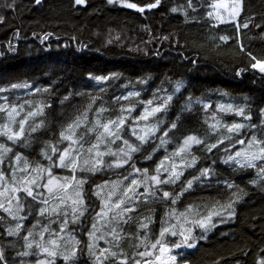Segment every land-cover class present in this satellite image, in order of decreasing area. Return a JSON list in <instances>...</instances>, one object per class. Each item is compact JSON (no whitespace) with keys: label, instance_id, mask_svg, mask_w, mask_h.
<instances>
[{"label":"trees","instance_id":"1","mask_svg":"<svg viewBox=\"0 0 264 264\" xmlns=\"http://www.w3.org/2000/svg\"><path fill=\"white\" fill-rule=\"evenodd\" d=\"M220 1L160 0L157 7H145L144 12H138L123 7L119 0L113 4L107 0H84L79 5L75 0H40L39 4L35 0H0L3 18L0 21V104L6 99L9 107L15 105L19 121L36 104L45 105L42 113L25 120L28 126L25 124L22 135L15 138L13 151L7 153L0 149L6 178L10 177L17 155L24 165H48L42 150L55 158L51 148L55 147L59 132L77 117L80 125L75 129L84 146L81 154L87 152L96 143L95 120L100 119L101 123L114 120L122 109L131 105L133 110L119 130L123 139L138 143L131 135L133 127L139 130L155 123L158 128L156 135L132 154L129 164L136 168L147 167L152 174L161 161L170 166L179 164L182 157L188 159L184 153L173 155L188 135H196L204 143L191 148V154L198 157L194 167L184 168L175 183L160 186L170 191L169 199L145 200L140 196L122 204L121 208L127 205L132 210L122 213L121 222L113 226L119 239L107 246L118 257L121 249L132 254L137 242L148 234L140 227L141 223L149 224L147 239L151 242L159 234L162 222L169 220L166 214L173 209L180 214L189 205L203 208L231 203L234 214L227 217V224L210 228L204 241L179 257V263L187 260L188 264H264V173L260 171L264 168V159L253 161L255 167L251 168L225 162L229 154L247 150L252 135L264 141V74L249 66L254 62L252 56L264 60V0H241L238 17L229 22L218 21L214 15V6ZM129 2L146 6L155 0ZM245 23L247 28L243 27ZM46 34L50 35L43 39ZM221 36H227L228 40H221ZM241 69L244 71L237 76L236 72ZM177 82L181 83L179 91H176ZM12 84L28 87L14 89ZM129 92H139V96L117 99ZM167 95L172 100L164 110L146 121L133 120L145 107L162 103ZM148 100L152 105L142 103ZM228 104L233 109L243 107V114L220 107ZM173 122L176 127L170 128ZM233 123L245 127L228 133L226 126ZM5 124L12 131L19 130V124L11 126L6 113L0 112V130ZM211 125H215V131ZM164 130L168 132L163 137L166 143H161L159 137ZM221 136H231V140L223 139L207 152L205 145ZM237 139L245 143H236ZM0 144L8 149L6 135L0 134ZM120 146L122 140H116L114 148ZM153 146L156 150L151 152ZM258 147L264 144L253 145ZM146 152H151V159H144ZM107 156L102 157L105 163L115 159ZM129 164L103 167L102 171L86 175L84 215L77 224L69 219L63 229L73 232L77 236L75 241H79L76 264H95L87 248V233L98 220L97 213L104 209L110 190L116 187L111 195L115 201L133 176H138ZM201 167L210 169L209 177L195 180L190 188H185L186 181L199 175ZM137 191L142 192V187ZM171 198L175 204L170 202ZM37 213L36 204L30 220L24 224L19 221L22 228L26 227L24 232L10 237L7 229L15 227L18 219L0 208V251L7 264H28L25 256L18 255L25 250L22 237L29 229L27 225L35 232L51 227L56 234L63 232L60 226L64 221L57 224L52 218ZM112 239L109 236L107 240ZM31 257L35 260L36 255ZM58 264L64 262L59 260Z\"/></svg>","mask_w":264,"mask_h":264},{"label":"snow or ice","instance_id":"2","mask_svg":"<svg viewBox=\"0 0 264 264\" xmlns=\"http://www.w3.org/2000/svg\"><path fill=\"white\" fill-rule=\"evenodd\" d=\"M114 2H116V0H107L108 4H113ZM119 2L125 8L135 9L138 12H144L145 7L148 9L157 7L160 0H155L154 3H148L146 6H138L134 2H129V0H119ZM35 3L39 4L40 0H35ZM75 3L79 5L84 3V0H75ZM216 7H225V5L217 4ZM172 11H176V9H172ZM239 12L240 4L239 2H237L233 5L230 12L228 13V18L234 20L235 17L238 16ZM209 15H211V13H209ZM2 19L3 18L0 17V21H2ZM216 19L223 22L224 18L217 16ZM243 27L247 28L248 24L245 23ZM48 35L50 34H46L43 39H47ZM165 39H167V37H165ZM220 39L223 41H227L228 37L221 36ZM249 55L251 54L249 53ZM251 60L254 62H251L249 66L252 69H258L260 73H264V60H258L254 56L251 57ZM242 71L244 70L241 69L237 71L236 75L240 76ZM96 79L101 78L96 77ZM11 87L15 89L28 87V85L12 84ZM180 87L181 83L177 82L176 91H179ZM128 96H139V92H129L127 96L118 97L117 99H127ZM171 100L172 96L167 95L163 99L162 103L152 106L151 108L145 107L144 110L138 114V116L133 118V120H148L149 116H152L157 112L164 110L167 103ZM142 103H145L146 105H152L151 100ZM43 107H45V105L36 104L35 107L27 113L24 119H21L19 121L18 131H12L9 125L5 124L3 126V129L0 130V134L6 135L8 140H13L14 138L20 137L24 130L25 120L28 117H32L39 113H42ZM205 107H207V105H205ZM220 107L225 111L234 110L237 115H241L244 112L243 107L233 109L232 104ZM132 110V106L129 105L127 109H122L121 115L114 120L109 119L103 123H101L100 119L95 120L94 125L98 129L96 143L92 144L87 149L88 155L83 159L82 162L80 161L79 157L84 146L81 143L77 147L78 140L74 139L75 128L79 127L80 125V117H77V119L73 123H69L67 125L66 129L59 132L60 139L57 141V144L63 141H67L68 144L62 150L58 149L57 147L51 148L52 153L55 154V159L52 156L47 155L44 150H42V155H44L45 159H47L52 166L67 169L73 174L78 167L81 171L95 173L97 171H102L103 167H121L125 164H129V162L132 160V154L139 151L140 145L147 143L148 140L154 137L156 135V132L158 131L157 124L155 123L151 124L150 126L141 127L139 128V130L133 127L131 129V135L135 137V141H137L138 143L130 142L129 139H123L120 135L119 130L125 124L127 114H130ZM97 111H103V109H98ZM0 112H5L9 121H13L15 116L19 115V113L17 112V107L15 105L9 107L6 99L4 104H0ZM244 118L249 119L250 117L245 116ZM36 127H38V125L33 127L31 130L35 131ZM169 127L175 128L176 124L173 122ZM243 127H245V125L240 123H233L226 126L228 133L238 132ZM210 128L212 131H215V125H211ZM89 131H92V129H89ZM167 134V130H164L162 132L161 137H159V139H161V143H166L163 137L167 136ZM80 139L82 140V137ZM223 139L231 140V136L219 137L215 142L205 145V150L207 152H211L213 148L217 147V144L223 142ZM116 140H122V146H120L115 152H113L110 147H107V145L110 143H114ZM102 143L106 145V152L99 149V145ZM203 143V140L198 138L196 135L186 136L183 139L182 144L177 148L176 152L173 155L184 153L185 156L189 158L184 159L182 157L179 164L172 163L170 166H165L164 162L161 161L155 166L152 174H149V169L147 167L141 169L136 168L134 164H129L132 172L134 174H138V176L134 175L129 183L123 187L120 196L117 197L115 201H112V203L109 205L108 211H113L114 213L111 217V220L117 221L118 218L122 216V213L132 210L127 205H125L124 208L120 207L121 204H125L126 200L131 202L138 199L140 196H144L145 200L155 197H159L160 199H169L170 191L164 190L160 186L175 183V181L178 180L181 175H183L184 168L194 167L197 164L198 157L191 154V148L193 145H200ZM236 143L244 144L245 141L243 139H237ZM261 144H264V141L257 140L256 136L252 135L248 140V149L237 151L234 155L229 154L225 162L231 161L239 167H255L253 161L264 159V147L253 148V145ZM0 149H2L3 152H7L9 150L2 144H0ZM155 150V146H153L151 152H154ZM151 152H146L144 155V159H151ZM105 154L112 155L115 157V159L105 163L102 159ZM0 158H2V153H0ZM19 158V155H17L16 159L18 160ZM165 159H168V157H165ZM260 171L264 173V168H261ZM32 173L34 174H25L19 178H16L15 176L13 177L14 184L18 186H14L11 189L13 196L9 198V207L4 208V204L0 203V208H4V210L8 212L9 215H13V217L15 218V213L11 210V201L12 199H16V211H22L23 206L19 203V198L15 196V193L22 192L26 199L31 198V201H29V203H31L32 201L37 202L38 215H44L49 211L56 212L59 204H64L69 199H71V203L73 205L71 208L72 222L75 223L78 217H82L84 215L85 209L82 207L84 204V200L82 196V189L80 187L85 182L84 178L76 181L72 193V196H74L75 198H72V196H70L65 190L68 189L71 185V182L75 180L74 175L72 177H65L63 179V182L58 183L57 178L52 175L50 168L43 169L40 165H36L32 169ZM198 173L199 175H193L191 180L186 181V184L184 185L185 188H190L193 184V181L195 180H201L202 178L207 179L210 175V169L208 167H201L198 169ZM2 178L3 174L0 173V179ZM125 179H127V177H125ZM253 183H255V181H253ZM141 187L143 191L138 192L137 189ZM228 187L231 188L232 185L229 184ZM115 190L116 187L114 186L113 189H111L109 192V198L115 192ZM45 192L48 194H52L54 197H58V204L56 205V207L49 209V201L45 198ZM129 193H131V195H129ZM180 194L181 193H176L177 196ZM0 195H3V193L0 192ZM233 195L236 194L234 193ZM237 199H239L238 196ZM170 202L172 204H175V199L171 198ZM231 208V203L219 207H217L216 205H211L204 206L203 208H201V206L193 207L192 205H189L183 213L177 214L174 209L172 212L167 213L166 215H168L169 220L162 222L158 237L151 244V248L157 249L160 253V255L156 257V259L160 260V264H178L179 252H177L176 254H172V249L179 250L182 247H187L188 249L194 248L196 245L192 238L193 228L198 227L204 232H207L210 228L215 227V221L213 220V217H221L222 222V213L226 216H232L234 214ZM115 209H120V211L115 212ZM63 215L65 217V220L60 226L61 231H63L64 225L68 222L67 208L63 210ZM97 217H107V211L102 208L101 212L97 213ZM23 219V216L19 217L17 223L15 224V227H10L7 229V236L12 237L20 233L22 224L19 221ZM98 222V220L94 222L92 224V231H89L87 233L89 237L87 248L90 254L94 256L95 264H105L108 256L115 257L117 253L109 252V250L106 248L97 249L95 247L96 241L105 239L106 236H111L113 238L111 241L105 240V243L110 244L118 240L119 236L115 227H112L106 231H101L97 228ZM140 227L146 228L147 223H141ZM46 230L47 229L45 228L36 232L35 236H38L39 239H36L34 237L33 231H27V234L22 237L24 241L23 248L25 250L19 252L18 255L22 257L28 256L30 255V253L29 251H27V249L34 248L36 251L32 254L36 255L37 257H40L41 255L43 256V258H37L34 264H54L53 259L50 258H55L57 255L62 258L64 264H76V245L79 244V241H75L73 238L69 237V242L65 246L57 245L56 241L52 239H49L47 242H45L43 237L44 231ZM97 232H99L100 234L96 235ZM168 236H179L181 237V239L177 242L169 243L166 239V237ZM29 237H33V239L30 240ZM150 254L151 253L147 249L144 252L139 253L140 256ZM161 257H163V259H161ZM0 264H7V262L4 260L2 251H0ZM21 264H23V262H21ZM112 264H115V261H112ZM120 264H124V261H121ZM137 264H139V262H137ZM183 264H188V261L184 260Z\"/></svg>","mask_w":264,"mask_h":264},{"label":"rangeland","instance_id":"3","mask_svg":"<svg viewBox=\"0 0 264 264\" xmlns=\"http://www.w3.org/2000/svg\"><path fill=\"white\" fill-rule=\"evenodd\" d=\"M237 2H239L240 8H241V0H221L220 2H217L215 4V6H214V15H215V17L219 16V17L224 18L223 19V22L234 21L238 16H236L234 20L233 19H229L228 18V13L230 12V10L233 7V5L235 3H237ZM119 4L121 5V3H119ZM217 4H223V5H225V7L217 8L216 7ZM218 21H221V20H218ZM255 70L258 71V69H255ZM261 74H264V73H261ZM18 122H19V118H17V116L14 118L13 121H10L11 126H16L17 124H19ZM25 124L27 125L28 123H25ZM77 135H78L77 134V130L75 129L74 139H77L78 140V144H77V147H78L79 144H80V141H79ZM59 139L60 138H58V140ZM15 141H16L15 138L13 140H9L10 145L8 147L9 150L7 151V153L13 151L12 149H14V146L12 147V145L15 144ZM67 144H68L67 141H63V142H61L59 144H57V142H56L55 147H57L58 149L62 150L65 146H67ZM107 147H110L113 152H115L117 150L116 148H114V143L108 144ZM99 149L101 151H105V152L107 150L106 149V145L103 144V143L99 145ZM82 154H81L82 157H79V159H80L81 162L88 155V152H85V153H82ZM105 155L112 156V155H109V154H105ZM112 157H114V156H112ZM1 159L2 158H0V160ZM35 166L36 165H30V164L24 165L19 160H15L14 159L13 164L11 165V169H10V177L9 178H6V175L4 174V172H2L3 171V169H2V162L0 161V173L3 174V178L0 179V192L3 193V195H0V201H2V203L4 204V208L9 207V198L13 196V193L11 192V189L14 186H18V185H15L14 184L13 177L15 176L16 178H19V177H21V176H23L25 174H29V173L30 174H34V173H32V169ZM40 166L43 169H49L50 168L51 169V172H52V175L57 178V182L58 183L59 182H63V179L65 177H72L74 175L75 176V180H73L71 182L70 187L65 190L70 196H72L73 187L75 186L76 181L80 180L81 178H84V180H85L86 175H88L90 173V172H86V171H81L79 167L76 169L75 173L73 174L72 172H70L67 169L60 168V167H54L50 163L48 165L47 164L46 165L43 164V165H40ZM83 184L80 186L81 189H82V196H83ZM15 196L19 198V203L23 206V210L17 212L16 211V203H17V201H16V199H12V201H11V210L15 213V218L13 217V215H10V216L13 219H19V217L23 216L24 219L21 220V221L24 224L26 221L28 222V220H30L31 216L33 215V212H34V209H35V206H36L37 202L32 201L31 203H29V201H31V198H27L26 199L25 196H24V194L22 192L15 193ZM45 198L48 199V201H49V204H48L49 209H51L53 207H56V205L58 204V197H54L52 194H48V193L45 192ZM72 198H75V197L72 196ZM111 203H112L111 197L110 198L107 197V200L104 202V210L107 211V217L98 218V221H99L98 224L99 225H98L97 228L100 229L101 231H106V230L112 228L113 226H116L118 223L121 222L122 216L120 218H118L117 221H112L111 220V217L113 215V211H108V207H109V205ZM72 206L73 205L71 203V199H69V200H67L66 203L59 204V207H57V211L56 212L49 211V212H47V213H45L44 215H41V216H46L47 219L48 218L49 219L52 218V220H55V222L57 224L58 223L60 224V223H62L65 220V217L63 215V210L65 208H67V210H68L67 220L72 219V212H71ZM120 207H122V204H121ZM231 210L233 211V208H231ZM114 211L116 212V209ZM28 213H30V214H28ZM232 216H225L222 213V217H223L222 222H221V217H213V220L216 221L215 222L216 225L217 224L218 225L219 224L224 225V224H227V221L229 219L227 217H232ZM80 219H81V217H78V219L75 221V223L77 224V222ZM171 222H174V221H171ZM64 226H66V224ZM27 227L29 229L32 228V227H30L28 225H27ZM149 227L150 226L147 223V227L146 228H142V230L146 231V233L149 234ZM24 228H26V227H23L20 230V232L21 231L24 232V230H25ZM29 229H26V231L24 233L25 235L27 234V230H29ZM31 231H33L34 237L37 238L38 236H35V234H36L37 231L35 232L34 229H32ZM99 234H100L99 232L96 233V235H99ZM206 234H207V232H204L203 230L199 229L198 227L197 228H193L192 238H193L196 246L194 248H191V249H188L187 247H182L179 250L172 249V254H176L177 252H179V255H178V264H180L179 263V260H180L179 257L183 256L187 251H193V250H195L196 247L200 244V242L204 241L203 239L205 238ZM147 235L145 234L144 235L145 237L143 239H140L137 242V244H136L137 246L134 247L132 254H128V252H126L124 249H121L119 251V257L117 255L115 257L108 256L107 260L105 261V264H112V260H114V259H116L115 260V264H120L121 261H124V264H137V262H139V264H160V260H157L156 259V257L158 255H160L159 251L157 249H152L151 248V244L155 241V239L158 237V235L151 242L148 241ZM69 237L73 238L74 240H75V238H77V236L73 235V232L71 234L70 232L68 233L65 230H63L62 233L56 234L53 231L52 227H51L50 229L44 231V237H43V239H44L45 242H47L49 239H52V240H55L56 241V244L57 245L65 246L69 242ZM108 238H109V236H106L105 239H101V240L96 241L95 247L96 248H99L100 246H104V248L108 249L109 252H115L111 247L107 246L108 243H105V240H107ZM29 239L31 240V239H33V237H29ZM38 239H39V237H38ZM166 239H167V241L169 243H174V242L179 241L181 239V237H179V236H177V237L168 236V237H166ZM146 249L151 254L150 255H145V256H140L139 253L140 252H144ZM27 251H29V253H30V255L25 256V258L28 261L27 262L28 264H34V262H35V260L37 258H43V256L41 255L40 257H37L36 256L35 257V260H31L33 258V257H31L33 251L31 249H27ZM78 251L79 250L77 248L76 257L78 256ZM106 255H107V253H106ZM50 259H53L54 264H58V261L59 260H62V258L59 255H57L55 258H50ZM161 259H163V257H161ZM76 260H77V258H76Z\"/></svg>","mask_w":264,"mask_h":264},{"label":"bare ground","instance_id":"4","mask_svg":"<svg viewBox=\"0 0 264 264\" xmlns=\"http://www.w3.org/2000/svg\"><path fill=\"white\" fill-rule=\"evenodd\" d=\"M185 20V19H184ZM144 85V84H143ZM93 93V92H92ZM249 129V128H248ZM32 217V216H31Z\"/></svg>","mask_w":264,"mask_h":264}]
</instances>
